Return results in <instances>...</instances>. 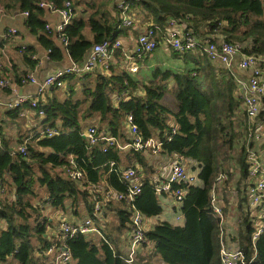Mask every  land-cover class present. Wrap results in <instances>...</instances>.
<instances>
[{
    "label": "trees",
    "instance_id": "obj_1",
    "mask_svg": "<svg viewBox=\"0 0 264 264\" xmlns=\"http://www.w3.org/2000/svg\"><path fill=\"white\" fill-rule=\"evenodd\" d=\"M39 1L18 0V8L20 12L28 13L25 25L30 33L41 32L39 41L50 51L49 57L59 61L63 47L55 46L50 38L44 36L45 23L42 20L43 9L38 7ZM45 1L53 2L60 8L66 0ZM71 2L75 15L76 6L82 3L81 0ZM128 2L130 10L135 3L149 9L155 23L151 28L163 30L167 21L174 18L184 22L195 36L206 35L214 39L212 34H218L226 41L245 43V53L264 57V0ZM115 13L117 18L116 10ZM86 25L92 34L91 40L83 35ZM133 26L121 27L118 19L113 26L105 18L95 17V14L86 21L82 17L73 18L63 31L68 39L64 52L72 61L82 63L94 44L126 36ZM119 55L122 56V51L115 50L112 55L115 64ZM183 59L199 64L189 55H184ZM112 67L109 66L108 73L112 72ZM90 73H96L94 85L92 88L83 86V99L73 100V89L70 88L63 99L53 95L45 102L39 101L44 112L40 121L42 131L54 129L57 135L48 138L43 137L42 132L36 134L33 143L25 145V155L12 152L7 147L0 150V223L6 226L0 229V264H49L50 257L44 253L51 242L43 235L50 222L41 211L47 205L53 210L64 211L66 204L70 203L73 214L78 215L77 209L84 205L87 217L90 216L92 197L88 184L105 183L113 190H125L119 175L109 172L110 162L120 169L127 167L123 162L137 161L143 168L144 178L141 193L133 205L145 218L162 213L158 196L149 184L150 170H147L141 153H122L114 148L103 152L102 145L89 149L83 136L87 125L81 128L80 121L97 117L93 124L98 130L106 128L112 136L126 143L129 136L125 133L123 122L128 115H131L143 139L157 136L163 140L169 134V124H174L177 132L169 142L163 143L162 155L176 154L197 179L194 185L186 187L183 200L178 205L183 224L174 226L169 222H160L145 232L147 242L153 248L147 261L158 257L164 264H220L217 221L211 214L209 192L217 175L225 173L228 179L222 184L220 193L229 202L230 184H235L237 198H233L243 208L246 205L238 224L237 239L241 249L247 260H252L250 264H264V232L255 242V257L250 244L254 227L250 222L245 192L249 164L245 141H238L240 133L236 131L238 122H235L236 112L243 113L245 118L246 114L233 77L228 72L225 76L220 70L214 71L210 66L181 73L155 68L146 83L134 80L125 72L120 75H104L98 71ZM199 73L201 76H197ZM22 77L14 79L17 85ZM70 77L74 76H67L64 80ZM139 87L143 96L133 94ZM168 93L177 103L175 112L161 103ZM122 94L128 99H123ZM112 95L118 97V102H112ZM256 122L263 128V135L256 145L263 154L264 166V109L258 114ZM70 158L75 170L83 174L79 182L64 174V169L70 166ZM39 189L43 192L40 193ZM129 212V207L125 205L116 208L119 230L127 229ZM65 245L76 264H126L121 255L102 241L95 243L90 238L76 235L66 239Z\"/></svg>",
    "mask_w": 264,
    "mask_h": 264
},
{
    "label": "built area",
    "instance_id": "obj_2",
    "mask_svg": "<svg viewBox=\"0 0 264 264\" xmlns=\"http://www.w3.org/2000/svg\"><path fill=\"white\" fill-rule=\"evenodd\" d=\"M38 7L59 16L60 22L54 27L45 25L44 31L47 35H53L63 49L66 50L68 39L63 31L74 18L72 2L66 0L62 7L57 8L53 2L41 0L38 2ZM115 10L121 27L128 28L133 26L128 0H117ZM1 12L0 10V14ZM23 15L27 17L28 13L24 12ZM16 33L15 29L8 31L11 36L16 35ZM158 47H164L180 54L201 50L209 62L222 65L238 86L240 100L248 121L245 148L249 171L245 192L250 222L254 227V232L250 237V244L255 257V242L264 232L263 154L258 150V145H256L263 135V128L256 122V118L260 111L264 109V57H256L245 53L244 49L247 48L245 43H232L222 37H215L214 39L208 37L200 38L193 35L192 30L187 28L184 22L170 18L163 30L151 27L146 28L132 43L130 50H127V45L120 39H106L101 43L94 44L82 63H77L70 59L67 68L46 76L42 81H38L32 75L23 76L18 86L35 85L38 88L37 95L30 99L24 96H16L10 102L0 103V106L2 105L7 111H12L27 103L29 108L35 114L37 113V116L43 117L44 112L39 101H42L45 91L63 88L65 86V77L74 76L80 78L87 73L99 72V70H102L104 75H108V68L111 65L112 55L115 50H121L125 54L126 70L134 75L138 71V60L140 61L144 57L149 56ZM24 49L26 48L22 46L21 50ZM235 70L247 72V78L245 80L238 78ZM11 85V80L3 76L0 70V89L7 90ZM123 125L128 130L129 141L126 143H123L120 138L112 136L106 128L98 130L96 124L87 126L83 131V136L87 141L88 148L102 145L103 152H106L108 148H114L122 153L133 151L141 153L142 156H161L163 143L169 142L172 135L177 132V127L170 123L169 134L163 140L157 136L143 139L137 126L133 124L131 115L126 117ZM57 134L56 130L47 129L41 135L50 138ZM254 142L255 144H253ZM17 152L25 155V145H20ZM165 157L167 159L163 166L148 176L149 184L157 196H164L178 206L183 200L186 187L197 182L196 175L187 170L176 154L165 155ZM112 171L119 175L125 190L122 192L113 190L105 183L88 184V192L92 197L90 202L91 214L81 222L72 223L65 220L59 222V234L56 238L50 240L51 245L44 253L45 256L51 259L49 264H69L72 262L65 240L76 235H82L89 239V236L96 234L99 236L100 241L113 250L99 229L100 223L105 221V211L109 203H120L129 207L130 215L126 229L128 230L126 234L128 245L126 254L122 257L126 264H138L139 249L143 245L149 244L145 237L146 218L133 205L134 200L141 193L144 178L143 169L138 165L117 169L115 163L110 162L109 172ZM64 174L73 181L79 182L83 179L82 172L75 170L72 158H70V166L64 169ZM227 179L225 173L218 174L209 192L211 214L217 221L220 264H250L252 260H247L237 239L238 236H234L226 226L225 202L220 193V188ZM176 220H183L180 212L176 216Z\"/></svg>",
    "mask_w": 264,
    "mask_h": 264
},
{
    "label": "crops",
    "instance_id": "obj_3",
    "mask_svg": "<svg viewBox=\"0 0 264 264\" xmlns=\"http://www.w3.org/2000/svg\"><path fill=\"white\" fill-rule=\"evenodd\" d=\"M116 1L117 0H110V3H111L110 6L112 8L113 18H114L113 23H111L110 25H113V26L116 25V21H117L116 13L114 10V5ZM12 2H16V0ZM81 3H82L81 5L76 6L77 11H76V14L74 15V18L82 17L86 21L88 18L86 19L84 14L86 12H89V13L95 14V17H98V18L103 17L107 20L108 17L105 14L100 15L97 12L100 10L98 6L99 3L97 0L96 1L95 0H81ZM0 10L2 11L0 14V70L3 73V76L11 80V84H12L10 88L7 90L0 89V103L5 104L7 102L14 100L16 96L17 97L24 96L30 99L37 95V89H38L37 86L31 85V84L18 86L14 80L15 78H20L24 75H32L38 81H42L46 76L54 74L58 70L67 68L70 63L69 62L70 58L68 56V53L66 51L64 52V49L61 48L56 38L53 35L51 36L47 35L43 30V34L45 37L50 38L55 44V46L63 49L61 51L62 52L61 60L57 61V60L51 59L49 57L48 49L45 48L39 41L40 39L39 35L41 32L35 35L30 33V31L27 29L25 25V16L23 15V12H20L19 8L12 7L11 1H8L5 3L1 0ZM130 15L134 23V26L131 30H129L126 36L119 38L123 43H125L124 42L125 40L127 41V43H125L128 47L127 50L131 49L134 39L137 38L140 33H142L146 28L151 27L152 25L155 24L153 15L149 11V9L143 6L141 3H135L133 5V7L130 10ZM42 20L44 21L45 25H49L50 27H54L60 22V18L57 14L48 12L46 10H43ZM10 29H15L17 31L16 35L14 36L9 35L8 31ZM83 35L88 40L92 39V34L90 33V30L87 27V25L83 29ZM203 36L211 37V36H206V35H203ZM203 36H200V37H203ZM212 36L220 37L218 34L217 35L212 34ZM22 46L26 48L25 51L21 50ZM158 48H156V51ZM170 52L174 55V57H177L178 55H183V56L189 55L190 57H192L193 59L199 62L198 64V63H194L193 60H188V63L190 64L189 68L183 71L178 70L177 72L179 73L186 72L187 70H192V69H204V68L206 69L207 64H208L214 71L220 70L221 73L226 76L227 71L223 68V66L218 63L209 62L201 50H197V51L190 52V53H184V54L176 53L172 50H170ZM159 54L162 55L161 52ZM124 55L125 54L122 52V56L120 55L117 56L118 57L117 64H115L114 59H112L111 66H113L112 67L113 70L112 72L110 71L108 75L109 74L111 75L112 73L114 74L120 73L122 70H124L123 72L127 71L126 61L124 60ZM144 60L143 59L140 61L138 60L139 66ZM152 64H155V61L152 60ZM152 64L150 65V67H152ZM139 66H138L137 73L133 75V79L139 82L146 83L151 78V75L145 78L141 77ZM95 74L96 73L94 74L89 73L80 78L70 77L69 80L65 81V86L63 88L45 91L42 97V101L45 102L47 98H51L53 95H56L59 99H63L65 96L68 95L70 88L73 89V93H74V91H76V88L74 86L75 81H78L81 83L82 94H83L84 85H89L90 87L94 85V80L96 77ZM99 74H103L102 70H99ZM235 74L238 78L243 79V80H245L248 76L247 72H240L236 70H235ZM192 75L195 76L194 74ZM197 76H201V74L199 73ZM233 81L235 82L234 79ZM73 93H72V96H73ZM133 94L136 96H143V91L139 87V89H137ZM116 97H117L116 95H112L111 97L113 100L112 102H118L117 100L118 97L117 98ZM121 97H123V99L125 100L128 99V97L123 96V94ZM39 118L41 117H37L35 115V112L29 108L27 103L23 104L18 109H14L12 111L5 110V108H3L1 105L0 106V150L7 147L12 152H16L20 145L22 144L26 145L28 143H33L32 141L33 137L38 133L40 134V132L43 133L40 127V122L36 121ZM95 121H97V117H92L87 120H81L80 121L81 128L82 127L84 128L86 125L87 126L92 125ZM57 125H59V121H57ZM124 129L126 131L125 133L128 135V132H127L128 130H126L127 128L124 127ZM143 157L148 167L147 170H150L148 176L152 173H155L156 170L161 168L167 159L165 155H161V156H147L146 155ZM122 164L126 166L138 165L141 169H143L137 161H131L130 163L123 162ZM246 183H247V180H246ZM230 185H231V188L228 193L229 202H227V204L230 205V207H227L228 213L226 214V226L228 229L230 228L232 231H236V232H233V234L236 235L239 232L240 226H230V225L232 224V221L234 223L239 222L240 217L246 211L245 210L246 205L243 208L240 202L237 199L233 198V197L237 198L234 192L235 184L231 183ZM161 197H163L165 200L171 203H167L165 207L166 208L165 214L169 218L164 217L163 211H162L160 216L162 215L165 221H159V223L169 222V221L179 222L176 220V216L179 213V208H178L179 206L174 205L172 201L166 199V197L164 196H161ZM224 202H225V199H224ZM121 206L122 204L120 203H111L107 205L106 211H105V221L103 223H100L99 229L101 233L103 234V236L105 237V239L112 246L114 252L121 256H125L127 245H128L126 235H124L125 229L119 230L118 226H116L114 221L111 220V216L116 215V208H120ZM239 206L241 207V209L239 208ZM48 208L54 211L53 219L51 220L48 219L50 222V225L46 227V230L44 233L45 238L48 240H51L58 236L59 222L61 220L76 223V222H81L87 217V213H86V209L84 205L80 206L77 209L76 212H78V215L73 214L72 211L74 209L70 207V203L66 204V210L64 211L53 210L51 207H48ZM43 216L48 218L49 215L44 214ZM151 220L153 219L146 218V221H145L146 231L149 230L152 226L156 225V224L152 225ZM5 227L6 226H4V224L2 225V223H0V229H4ZM236 236H239V233ZM96 237H99V236L96 235ZM152 249L153 248L150 244L143 245L139 249V253L137 256L139 264H164L158 257H154V258L152 257L150 261H147V259L151 258ZM50 262H51V259H50Z\"/></svg>",
    "mask_w": 264,
    "mask_h": 264
},
{
    "label": "rangeland",
    "instance_id": "obj_4",
    "mask_svg": "<svg viewBox=\"0 0 264 264\" xmlns=\"http://www.w3.org/2000/svg\"><path fill=\"white\" fill-rule=\"evenodd\" d=\"M2 1L5 2V3L8 2V1H11V6L12 7H15V8H18V0H16V2H12L14 0H2ZM97 1L99 3L98 6L100 8V10L97 11V12L100 15L105 14L108 17L107 18V21H108L109 24L113 23L114 18H113V11H112V8L110 6V4H111L110 3V0H97ZM147 1L155 2L157 0H147ZM0 2H1V0H0ZM91 14L92 13L86 12L84 14V16L87 19V18H89L91 16ZM135 40H136V38L134 39V42H135ZM131 41H132V39H131ZM131 41H130V43H131ZM124 42L127 43L126 40ZM160 52L162 53V55L159 54ZM144 59H146V60H144ZM143 60L144 61L140 64V66H139V64H138V66L140 67V76L141 77H144V78L145 77H149L151 75V71L154 70L155 68H160L162 70H173V71H178L179 70V71H183V70L188 69L189 68V65H190L188 63V60L186 61V60L183 59V55H178L177 57H174V55L170 52V50L169 49H166L164 47L158 48L157 51L155 50L149 56L144 57ZM152 60L155 61V64H152ZM151 64H152V67H150ZM208 66L209 65L207 64V67ZM123 71L124 70H122L120 73H116V75L122 74ZM125 73L128 74L131 78H133V74H131V72L126 71ZM74 86L76 88V91H74L73 96H72V99L75 100V101L76 100L83 99L82 97H84V96L82 94L81 83L78 82V81H75L74 82ZM161 103H162L163 106H165L166 108H168L169 110H171L173 112H175L176 109H177V103L175 102V99H174V97H173L172 94H169V93L166 94L164 96L163 100L161 101ZM41 120L42 119L39 118L36 121L37 122H40ZM235 122H238L237 123L238 125L236 126V131L238 133H240V135H241V136L239 135V140L238 141L243 142V141L246 140V127H247L246 118H245L244 114L243 113L236 112ZM39 192L42 193L43 190L42 189H39ZM227 200H229V198ZM158 201H159L160 205L163 208V216L166 217V218H169L165 214L166 213V210H165L166 208L165 207H166V204L167 203H171V202L165 200L161 196H158ZM227 207H230V205H228L227 204V201L225 200V208H224L225 217H226V214L228 213ZM41 213H42V215L48 214L49 215L48 216V219L49 220L53 219L54 211H52L47 206H45L44 210L41 211ZM163 216L162 215L161 216L159 215L157 217L152 218L153 219V220H151L152 225L159 223V221H165V219H164ZM232 219H234V218H232ZM111 220L114 221V223H115L116 226L119 225L118 219H117V216L116 215L111 216ZM168 220H170V219H168ZM169 222L172 225H174V226H180V225L183 224V221H179V222L169 221ZM238 224H239V222H235L234 223L232 221V224L230 226H238ZM233 229H235V228H233ZM229 231L232 232V234H233V232H236V231H232L230 228H229ZM127 233H128V230L125 229L124 235H126ZM233 235L235 236V234H233ZM236 235H238V233ZM43 237H45V236L43 235ZM89 237H90V239H93L95 243H99L100 242L99 237H96V235H91ZM149 244L152 246L151 243H149ZM69 264H76V263L74 261H72Z\"/></svg>",
    "mask_w": 264,
    "mask_h": 264
}]
</instances>
